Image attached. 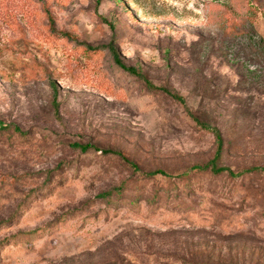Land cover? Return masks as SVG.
Returning <instances> with one entry per match:
<instances>
[{"label":"rangeland","instance_id":"obj_1","mask_svg":"<svg viewBox=\"0 0 264 264\" xmlns=\"http://www.w3.org/2000/svg\"><path fill=\"white\" fill-rule=\"evenodd\" d=\"M109 42L264 167V0H0V264H264V173Z\"/></svg>","mask_w":264,"mask_h":264},{"label":"trees","instance_id":"obj_2","mask_svg":"<svg viewBox=\"0 0 264 264\" xmlns=\"http://www.w3.org/2000/svg\"><path fill=\"white\" fill-rule=\"evenodd\" d=\"M47 18H48L50 28L52 29V31H55L54 19L50 15L49 12H47ZM110 26H111V24H110ZM111 27H113V26H111ZM65 36H67V35H65ZM83 46H84L85 50L90 52V53H96V52L101 51V50H107L109 52L111 58H112L114 66L116 68L124 71L125 73H127L130 76H133V77L141 80L149 90L158 91V92L165 94L168 97H171L174 101L178 102L179 104H181L186 109V112L190 115L192 120H194L200 127H202L205 130H209L214 134L215 139H216V143H217V148L215 150L213 157L208 162H206L205 164H202V165L194 164V165H192L190 167V171L199 172V173L209 172L211 175L226 174L228 177H231V178H237V177H240V176H243L246 174L264 173V167H258V166L246 167L240 171L235 172L230 167L219 165V159H220L222 147H223V139H222L220 131L216 127H210L207 124H204L203 122L199 121L191 113V111L188 109L184 97H182L178 93L170 91L166 87L154 85L147 78V76L142 72L141 68L136 67V66H132V65H126L123 62V60L121 59L120 53H119L118 49L115 47L113 42H109L106 45L92 46V45L84 44ZM54 103H55V106L57 109L58 105L55 102V98H54ZM5 131L6 132L8 131V126L4 125L0 122V135L4 134ZM13 131L18 133L19 135H23V132H21V130L18 127H14ZM73 147L75 149H78L81 154H86L91 149H93V147H91L90 145H82V144H73ZM96 150H98V149H96ZM100 151L104 152V153H110V154L119 156L124 162H126L133 169L134 173H137L138 176H140V178L141 177H152L155 175H162V176L169 177V178L174 177L173 175L163 171L162 169H155V170L149 171V172H142L140 170V168L137 166V164L130 161L128 158L124 157L122 155V153L119 151H108V150H104V151L100 150ZM51 178H52V174L49 173L47 175L45 181L48 182V181H50ZM122 193H123V186H119V187L114 188L110 191H106V192L99 194L98 197L106 200L107 202H114L122 196ZM115 197H116V199H114ZM20 210H24V208L23 207L21 208L20 206H18L16 208V212L20 211Z\"/></svg>","mask_w":264,"mask_h":264}]
</instances>
